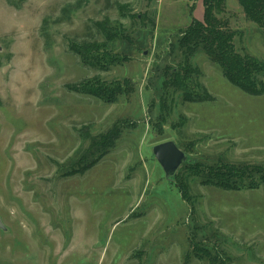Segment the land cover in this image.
Listing matches in <instances>:
<instances>
[{
  "label": "rangeland",
  "instance_id": "374dc122",
  "mask_svg": "<svg viewBox=\"0 0 264 264\" xmlns=\"http://www.w3.org/2000/svg\"><path fill=\"white\" fill-rule=\"evenodd\" d=\"M203 13V0H0V264H209L215 248L264 264V94L203 52L186 59L178 37ZM220 16L264 62V32L238 0ZM85 42H109L121 63L86 66ZM186 62L213 100L164 89ZM91 79L128 91L105 103L81 92ZM116 125L102 153L93 142ZM166 140L188 155L173 179L152 151ZM224 166L245 168L235 190L204 181Z\"/></svg>",
  "mask_w": 264,
  "mask_h": 264
},
{
  "label": "trees",
  "instance_id": "16d2710c",
  "mask_svg": "<svg viewBox=\"0 0 264 264\" xmlns=\"http://www.w3.org/2000/svg\"><path fill=\"white\" fill-rule=\"evenodd\" d=\"M238 2L246 19L257 24L264 32V0H238ZM225 3L226 0H203L204 13L202 20L192 17L190 24L181 31L177 43L186 55V59L191 58L198 52H203L213 63L220 67L223 75L233 85L250 95H263L264 62L248 53H241L237 50L235 46L236 31L231 28L228 19L220 16L225 9ZM120 29L117 26L113 30L107 26L101 28L109 42L111 39H114V41L119 39ZM108 43L85 42L73 47L83 64L98 71H108L121 63L120 58L112 55L109 51ZM186 63L185 67L173 70L166 75L163 82L164 89L173 88L174 91L181 94L185 102L213 100L208 90L198 82L200 75L187 66L188 62ZM126 91L128 89H123L120 83L105 85L101 84L98 79L85 82L81 88L82 93L95 96L105 103L116 102ZM119 138L120 129L116 125L104 135L102 134L96 138L93 144L98 145L102 149V153L107 154L109 150L115 147ZM96 162L94 160L86 164L83 171L92 167ZM244 170L245 168L236 169L229 166L210 168L206 170L209 178L204 181H206V184L222 189L235 190L238 184L234 179L239 175H243ZM214 251V255L207 254V256H203L209 260V264H225V262L227 264L229 262L230 258L224 252L220 253L216 248Z\"/></svg>",
  "mask_w": 264,
  "mask_h": 264
},
{
  "label": "water",
  "instance_id": "95a60500",
  "mask_svg": "<svg viewBox=\"0 0 264 264\" xmlns=\"http://www.w3.org/2000/svg\"><path fill=\"white\" fill-rule=\"evenodd\" d=\"M152 151L168 179L174 178L180 167L188 160V155L173 140H166L155 144ZM0 229H7L1 216Z\"/></svg>",
  "mask_w": 264,
  "mask_h": 264
}]
</instances>
